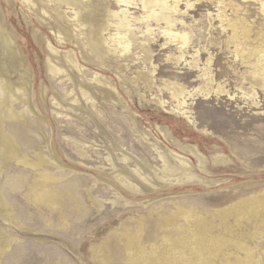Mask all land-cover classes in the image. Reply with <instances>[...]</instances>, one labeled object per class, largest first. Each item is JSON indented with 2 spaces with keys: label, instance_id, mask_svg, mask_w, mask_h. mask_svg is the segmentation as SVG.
Listing matches in <instances>:
<instances>
[{
  "label": "rangeland",
  "instance_id": "obj_1",
  "mask_svg": "<svg viewBox=\"0 0 264 264\" xmlns=\"http://www.w3.org/2000/svg\"><path fill=\"white\" fill-rule=\"evenodd\" d=\"M134 1L0 0V264H264V0Z\"/></svg>",
  "mask_w": 264,
  "mask_h": 264
},
{
  "label": "bare ground",
  "instance_id": "obj_2",
  "mask_svg": "<svg viewBox=\"0 0 264 264\" xmlns=\"http://www.w3.org/2000/svg\"><path fill=\"white\" fill-rule=\"evenodd\" d=\"M143 1V7L144 9H146L145 7H150V10H153L154 6H155V2L154 0H141ZM118 4L120 3L121 5H124L126 7V9L132 7V8H135L136 7V3L134 0H117ZM70 4V3H68ZM72 5V4H70ZM164 7H161V10L159 13H157L155 15V19L157 21L160 20V22H163L164 23V28L162 29V36L165 38V37H169V40L171 42H177L179 44V48H183L186 44H187V38H186V34L183 32H179V31H176L174 30V25L178 22H175L173 21L167 14L166 12L164 11L163 9ZM127 12L128 10H121V16L119 17L118 14H116V17H117V20L115 21V24H114V27H115V35H116V38H117V41L118 43H120V45L124 46L126 44V41L123 39L124 38V34H122L123 32L127 31V30H131L132 29V24H131V18L127 15ZM130 18V19H129ZM147 23H148V19L145 18ZM143 21V20H141ZM245 33V32H244ZM170 43V42H169ZM153 45V44H152ZM170 45V44H169ZM90 46L91 48L93 47L96 51H97V54L99 53L100 55H102V52H98L99 51H103L102 50V44L101 42L97 39V36H96V31L95 29H91V33H90ZM168 47V46H167ZM171 48V47H169ZM125 49V48H124ZM123 49V50H124ZM94 51V50H92ZM105 58V57H104ZM104 60V59H103ZM6 117L7 118H13L15 117V114L13 112H7L6 113ZM1 118V117H0ZM0 145H1V150H0V155H1V159L2 160H6V158H10V157H14L16 158L17 161L19 162H22L23 164H30L32 166H38V165H41V163H44V162H47L46 159H44L42 157V155H39L38 156V161L35 163V162H32V163H28L25 159L24 156H21L20 154H18V152H13V145H12V141H11V138L8 137L7 135L4 134L3 132V129L1 128V119H0ZM4 160V161H5ZM15 161V160H14ZM30 162V161H29ZM1 169V168H0ZM1 172V171H0ZM17 177V176H16ZM21 177V176H20ZM19 178V176H18ZM22 178V177H21ZM43 178L45 180H54V178L48 173V172H45L43 173ZM19 180V179H18ZM23 180V179H22ZM51 193H54L53 190L51 189L49 191V194ZM48 194V193H47ZM55 194H52V197L54 196ZM263 196V194H262ZM254 197V196H252ZM251 197V198H252ZM264 198V197H263ZM54 199V197H53ZM262 199V198H260ZM246 201V200H245ZM54 201H52L51 203H53ZM253 203L257 204L259 203L260 205H263V202L256 199L252 201ZM8 204V203H7ZM250 204V203H249ZM258 204V205H259ZM251 205H253L251 203ZM259 205V206H260ZM235 206V205H234ZM238 206V204L236 205ZM8 207L6 206L5 204V201H4V198L2 197V195H0V213H3L4 211L7 212ZM240 209V208H239ZM237 210V208H236ZM264 210V209H263ZM223 211V210H222ZM225 211V210H224ZM238 211V210H237ZM246 211V210H245ZM240 212V211H239ZM223 213V212H222ZM225 213V212H224ZM228 213V212H227ZM245 213V212H244ZM4 215V213H3ZM237 216V215H235ZM240 217V216H239ZM205 220V219H204ZM207 228V227H206ZM203 231V230H202ZM201 231V232H202ZM210 231V230H209ZM207 235V234H206ZM208 236V235H207ZM203 237V242L205 243H211L212 244V251H211V256H213V254L217 253V251L220 249L219 247V244L220 242H217V241H211L209 237ZM200 237V236H199ZM221 237V236H219ZM215 238V237H214ZM225 241V240H224ZM240 242V241H239ZM243 243V242H242ZM241 243V244H242ZM133 244V241L131 238L128 239V243H127V246L130 247L132 246ZM235 244V243H234ZM221 245V244H220ZM236 245L239 247V248H242L245 252V260H238L237 261V264H245V262L250 258V251L253 250H249L248 248L246 247H243L242 245H239L236 243ZM6 243H2L0 245V255L2 254L3 250L6 248ZM249 247V246H248ZM181 248V247H180ZM238 248V249H239ZM152 253V252H151ZM150 255V253H149ZM241 259V258H240ZM201 261V259H200ZM164 263V262H162ZM208 263V262H207ZM203 264V263H202Z\"/></svg>",
  "mask_w": 264,
  "mask_h": 264
}]
</instances>
